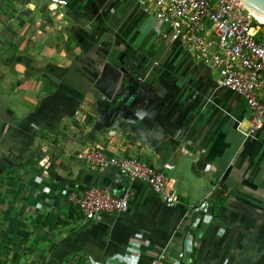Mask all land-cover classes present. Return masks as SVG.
<instances>
[{"label":"crops","instance_id":"obj_1","mask_svg":"<svg viewBox=\"0 0 264 264\" xmlns=\"http://www.w3.org/2000/svg\"><path fill=\"white\" fill-rule=\"evenodd\" d=\"M117 71L126 106L94 86ZM1 98L24 121V230L1 218L0 264H264V128L140 0H0ZM92 149L164 168L178 202ZM91 186L128 206L85 219L67 194Z\"/></svg>","mask_w":264,"mask_h":264},{"label":"built area","instance_id":"obj_2","mask_svg":"<svg viewBox=\"0 0 264 264\" xmlns=\"http://www.w3.org/2000/svg\"><path fill=\"white\" fill-rule=\"evenodd\" d=\"M66 5L67 0H50ZM155 16L168 23L179 43L192 58L213 70L222 87L241 95L252 116L248 134L264 128V22L247 9L240 0H140ZM96 168L115 167L132 180H141L160 195L165 204L174 206L178 200L168 191L164 168L156 167L131 155L105 154L92 149L84 154ZM168 168L169 165H165ZM85 219L101 214L117 213L128 206L125 196H116L107 189L91 186L82 192L67 194ZM209 203L203 198L195 210L209 214ZM183 254L179 253V257ZM148 264H166L160 252Z\"/></svg>","mask_w":264,"mask_h":264},{"label":"rangeland","instance_id":"obj_3","mask_svg":"<svg viewBox=\"0 0 264 264\" xmlns=\"http://www.w3.org/2000/svg\"><path fill=\"white\" fill-rule=\"evenodd\" d=\"M9 118L3 110L0 114V203L6 204L0 207V221L7 219V227H12L10 232L15 233L14 227L24 230V121ZM13 154H19V158Z\"/></svg>","mask_w":264,"mask_h":264},{"label":"water","instance_id":"obj_4","mask_svg":"<svg viewBox=\"0 0 264 264\" xmlns=\"http://www.w3.org/2000/svg\"><path fill=\"white\" fill-rule=\"evenodd\" d=\"M241 3L249 9L254 15L264 22V0H240ZM111 66H105L106 71ZM112 68V67H111ZM126 77L120 78V71L115 72L113 77H102L95 82V89L102 93L105 97L110 98L112 102H115L121 106H126V100L133 98L134 87L129 93L125 91L124 82Z\"/></svg>","mask_w":264,"mask_h":264},{"label":"trees","instance_id":"obj_5","mask_svg":"<svg viewBox=\"0 0 264 264\" xmlns=\"http://www.w3.org/2000/svg\"><path fill=\"white\" fill-rule=\"evenodd\" d=\"M70 205L72 206L73 204L70 203ZM72 209L78 211V209L75 206H73ZM22 242H24V240H22ZM0 250H1V247H0Z\"/></svg>","mask_w":264,"mask_h":264}]
</instances>
